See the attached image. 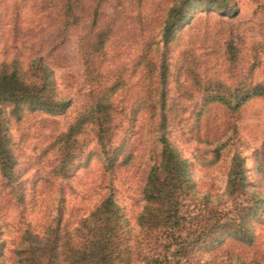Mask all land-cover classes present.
Returning a JSON list of instances; mask_svg holds the SVG:
<instances>
[{"label": "rangeland", "instance_id": "1", "mask_svg": "<svg viewBox=\"0 0 264 264\" xmlns=\"http://www.w3.org/2000/svg\"><path fill=\"white\" fill-rule=\"evenodd\" d=\"M97 1L81 0L80 21L65 28L63 0H0V64L17 58L30 72L32 59L42 56L54 68L59 95L73 99L66 113L25 108L12 120L24 200L2 186L0 174V222L9 250L25 228L43 236L59 215L73 228L110 193L137 230L146 177L159 158L162 115L200 190L227 197L232 157L239 152L248 179L264 194V97L235 110L212 98L209 88L215 79L264 82V0L196 4L169 44L163 22L175 0ZM102 29L109 32L107 42L92 56L107 82L97 89L112 100L117 123L112 163L100 150L93 121L71 145L61 140L93 95L85 54ZM255 227L264 251V209ZM234 247L245 249L228 239L217 252ZM218 261L228 260L222 255Z\"/></svg>", "mask_w": 264, "mask_h": 264}, {"label": "trees", "instance_id": "2", "mask_svg": "<svg viewBox=\"0 0 264 264\" xmlns=\"http://www.w3.org/2000/svg\"><path fill=\"white\" fill-rule=\"evenodd\" d=\"M80 2L63 0L65 28L80 21ZM218 2L175 0L163 22L165 43L175 40L177 31L193 16L196 4ZM108 34L99 30L94 43L89 44L85 65L94 81L93 95L87 109L61 135V140L75 142L85 123L93 121L100 150L112 163L118 151L112 144L117 123L111 114L112 100H107L103 89L98 90L107 83L106 76L93 67L92 56L103 50ZM30 66L28 72L17 58L0 64L1 184L15 193L20 202L24 200V186L17 172L13 118H21L25 108L63 114L73 104L71 97L59 95L54 68L42 56L34 57ZM210 87L215 91L212 98L235 110L254 97H264V82L242 80L227 85L215 79L209 81ZM160 118L159 158L151 164L146 177L145 202L137 216V230L110 193L73 228L63 225L59 215L43 236L25 228L20 242L10 250L0 222V264H222L218 261L222 255L228 260L224 264H264V251L257 245L255 227L264 209V194L248 179L245 156L235 152L232 157L227 197L202 191L192 177L190 160L167 134L166 117ZM228 239L245 249L234 247V252H217Z\"/></svg>", "mask_w": 264, "mask_h": 264}]
</instances>
